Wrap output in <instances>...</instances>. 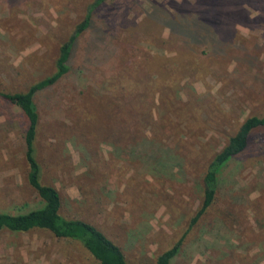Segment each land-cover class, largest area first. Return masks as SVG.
I'll list each match as a JSON object with an SVG mask.
<instances>
[{"label": "rangeland", "instance_id": "1", "mask_svg": "<svg viewBox=\"0 0 264 264\" xmlns=\"http://www.w3.org/2000/svg\"><path fill=\"white\" fill-rule=\"evenodd\" d=\"M92 1L0 0V89L50 75ZM199 1L103 0L66 72L33 96L41 180L62 214L91 222L129 264H151L185 230L208 161L244 118L264 113V0L227 3L211 22ZM22 126L0 99V212L41 205L25 178ZM0 264L97 263L35 229L0 231ZM169 264H264V126L220 169L214 203Z\"/></svg>", "mask_w": 264, "mask_h": 264}, {"label": "trees", "instance_id": "2", "mask_svg": "<svg viewBox=\"0 0 264 264\" xmlns=\"http://www.w3.org/2000/svg\"><path fill=\"white\" fill-rule=\"evenodd\" d=\"M102 1L93 0L87 6L82 20L75 25L67 39L59 45L54 62L55 68L50 75L30 84L24 91L8 92L0 89V99L15 106L22 115L23 126L20 134L24 146L25 178L41 200L40 206L22 213L0 212V231L47 230L58 239L79 243L97 264H129L120 246L105 236L95 225L89 221L61 213L62 198L53 185L41 180L40 166L35 158L34 142L38 113L33 102V96L37 91L53 85L66 72L76 37L88 26L91 11ZM201 3L203 9L199 8L197 13L206 21L210 18L211 22L222 17L223 8H226L227 3L233 7L243 3L252 7L256 5L257 0H201L194 9L198 8ZM233 15L231 14L230 17ZM230 19L232 22L236 21L233 18ZM229 25L232 27V24L229 23ZM199 35H201L200 31L197 28H192L193 39L198 40ZM261 126H264V113L247 116L238 125L235 132L226 138L223 146L213 154L201 177L202 196L198 208L190 217L185 230L178 234L171 243L154 253L150 259L151 264H169L170 260L177 254L190 227L214 203L220 169L233 156L245 149L249 133Z\"/></svg>", "mask_w": 264, "mask_h": 264}]
</instances>
